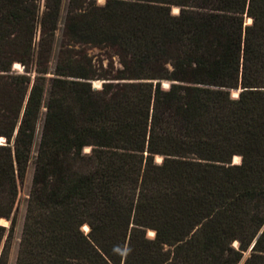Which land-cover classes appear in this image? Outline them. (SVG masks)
I'll return each mask as SVG.
<instances>
[{"label": "trees", "instance_id": "obj_1", "mask_svg": "<svg viewBox=\"0 0 264 264\" xmlns=\"http://www.w3.org/2000/svg\"><path fill=\"white\" fill-rule=\"evenodd\" d=\"M60 5L0 0V264L42 108L14 264H264V0H68L44 98Z\"/></svg>", "mask_w": 264, "mask_h": 264}, {"label": "rangeland", "instance_id": "obj_2", "mask_svg": "<svg viewBox=\"0 0 264 264\" xmlns=\"http://www.w3.org/2000/svg\"><path fill=\"white\" fill-rule=\"evenodd\" d=\"M97 1L99 3H102L104 0H97ZM67 4H68V0H61L57 28L55 30L54 41H53L52 49H51L50 56H49L48 72L45 74L44 98L47 97V93H48V89H49L48 78L53 76L54 66L56 63V59L58 57V53H59L61 43L63 41L62 30H63V24H64L66 10H67ZM177 11H178L177 7H172V12H177ZM82 48H83L84 52L93 56L95 59L103 60V64H105L107 62V60L104 59V52L102 49L95 47V46H91V45H84ZM112 61L115 64V66H118L115 56L112 57ZM13 67L17 70H21V68H22V66H20L19 63H16V64L14 63ZM31 77H33V74ZM102 81H104V80L94 79V80H92V85L96 84L98 86L97 88H99L101 86ZM161 86L163 88H167L169 86V82L163 80L161 82ZM237 92H238V90H232L231 91L233 96H235L237 94ZM43 115H44V108L41 109V111L38 115V119H37V123H36V132H35V137H34V141H33V145H32L31 160L28 164L24 181L18 187V193H17L16 205H15L16 223H15V227L13 230L12 239L10 242V249H9L7 264H14V261H15V256H16V252H17V248H18V241H19V237H20V233H21V229H22L23 217H24L25 208H26V201H27L28 192H29L30 185H31V177H32V170H33L32 161L34 159L35 151L37 148V143H38L41 128H42ZM85 150H88V147L85 148ZM160 159L161 158L159 156L155 157L156 161H160ZM232 162L238 163L239 157L238 156H236L235 158L233 157ZM0 223L8 226L9 220L1 219ZM83 229L86 230L87 228L83 227ZM152 235H153V232L151 230H147V236L152 237ZM236 244H237V242H234V245H236ZM250 251L251 250H249V247H248V249L243 252L242 258H245L249 254Z\"/></svg>", "mask_w": 264, "mask_h": 264}, {"label": "water", "instance_id": "obj_3", "mask_svg": "<svg viewBox=\"0 0 264 264\" xmlns=\"http://www.w3.org/2000/svg\"><path fill=\"white\" fill-rule=\"evenodd\" d=\"M102 82H103V81H102ZM93 87L97 88L98 86H97L96 84H94ZM3 141H4V139H3V138H0V143L3 142ZM253 244H254V240H253L252 243L250 244V246H249V250L252 249Z\"/></svg>", "mask_w": 264, "mask_h": 264}, {"label": "bare ground", "instance_id": "obj_4", "mask_svg": "<svg viewBox=\"0 0 264 264\" xmlns=\"http://www.w3.org/2000/svg\"><path fill=\"white\" fill-rule=\"evenodd\" d=\"M236 156H234V158H235ZM85 228H86V226H84Z\"/></svg>", "mask_w": 264, "mask_h": 264}]
</instances>
